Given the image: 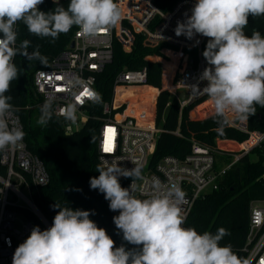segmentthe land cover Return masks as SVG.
Listing matches in <instances>:
<instances>
[{"label": "built area", "instance_id": "1", "mask_svg": "<svg viewBox=\"0 0 264 264\" xmlns=\"http://www.w3.org/2000/svg\"><path fill=\"white\" fill-rule=\"evenodd\" d=\"M115 2L122 13L121 21L93 37L81 35L77 27L67 50L53 60L50 68L34 73L33 89L44 102L52 100L54 114L65 122V133L73 135L91 119L96 103L85 92L89 89L97 92L98 76L112 64L116 43L124 53L130 54L136 36L142 35L145 46L159 50L145 60L162 65L161 77L166 86L159 90L150 85L146 69L118 74L113 97L104 103L98 118L97 151L101 167L106 162L119 160L123 168H141L140 178L133 182V195L137 198L157 194L153 189L157 180L165 191L171 185H178L185 193L181 204L184 227L200 198L217 191L223 177L243 158L254 150H264V130H251L249 118L243 119L228 111L224 116L228 126L246 135L245 140L216 139L214 147L192 140L191 153L184 159L167 156L153 165L151 160L163 133L157 124V99L162 92L175 97L181 109L194 106L198 121L216 114L212 100L192 88L193 85L203 88L207 83L200 76L210 67L203 56L208 38L196 35L190 40L175 33L177 24L191 15L196 0H180L166 13L152 0ZM75 78L83 88H70L67 82ZM73 102L77 105L76 119L71 121L65 119V112ZM253 121L259 127L264 126V108L255 112ZM9 126L20 127L24 137L16 147L0 151V264H12L15 249L34 227L42 231L51 227L33 201L34 192L50 184V174L42 161L28 150L21 117L14 110L9 115ZM175 134L180 136L179 131ZM218 159L231 162L220 165ZM122 179H128L124 188H129L132 178L121 176L119 180ZM258 181L264 184V174ZM244 252L250 264H264V199L250 204Z\"/></svg>", "mask_w": 264, "mask_h": 264}, {"label": "clouds", "instance_id": "2", "mask_svg": "<svg viewBox=\"0 0 264 264\" xmlns=\"http://www.w3.org/2000/svg\"><path fill=\"white\" fill-rule=\"evenodd\" d=\"M44 0H0V151L16 147L24 137L20 127L9 126L13 110L12 97L6 95L12 82L19 77L14 63L17 55L28 60L47 63L38 48L31 53L29 40L17 46L16 25L23 22L28 32L38 37H51L54 42L60 34L73 26L80 34L93 37L117 25L122 13L115 0H69L65 9L59 0L54 10H39ZM264 16V0H196L191 15L175 29L177 36L193 39L196 35L208 38L203 56L210 67L200 76L206 85L197 92L206 94L213 102L215 113L223 118L231 111L243 119L255 114L256 105L264 108V36L254 31L249 37L244 28L249 16ZM198 43V41H197ZM75 90L84 85L78 78L69 80ZM87 98L102 103L101 94L89 89ZM77 105L67 106L65 119H76ZM52 118V100L41 106L39 125H47ZM218 134H223L226 121H217ZM133 163V162H132ZM98 177L89 184L109 201V209L118 211L113 222L122 232L123 240L136 246L126 249L115 246L106 230L90 219L94 211L60 208L52 226L46 230L34 227L26 240L14 252L12 264H250L238 257L230 245L220 241L228 235L225 228L215 234L198 233L185 228L181 204L184 191L178 185L167 190L157 180L151 198L133 195V182L140 178L141 168L120 166L119 160L98 166ZM132 178L129 188L119 182L120 177Z\"/></svg>", "mask_w": 264, "mask_h": 264}, {"label": "trees", "instance_id": "3", "mask_svg": "<svg viewBox=\"0 0 264 264\" xmlns=\"http://www.w3.org/2000/svg\"><path fill=\"white\" fill-rule=\"evenodd\" d=\"M180 0H152L161 12H169ZM65 7L69 0H60ZM56 4L52 0H44L39 10L49 12L54 10ZM17 44L23 40L31 42L28 52L39 50L47 58V63L39 60H28L23 55H17L14 63L19 69V77L14 80L11 89L6 95L12 97L10 103L13 110L21 117L25 141L28 150L38 157L47 168L50 184L34 192V204L52 226L54 216L60 208L70 207L73 210L94 211L90 215L98 227L106 230L115 241V246H124L133 249L136 246L123 240V235L113 222V217L119 215L118 211L109 209V201L99 190L90 188V178L98 177L96 171L100 166L97 151V139L100 129L98 118L104 103L111 101L114 94V83L118 74L123 71L147 70L148 83L156 88L161 87V65L145 60L149 55H155L159 50L145 46L144 37L136 36L133 52L126 54L117 43L114 45V59L111 65L98 76L96 89L101 94L102 103L96 104L92 109L91 119L87 125L73 135L65 133V122L58 118L53 111L52 118L47 125L35 123L40 116L44 100L33 89V75L39 70L51 67L53 60L69 47L77 29H72L53 42L51 37H38L30 34L23 24L18 22ZM154 28V27H152ZM254 31L264 36V16H249L248 24L244 28L245 35L251 36ZM256 107V111L262 109ZM194 106L181 109L179 101L168 92H162L157 101V124L163 130L157 143L155 154L151 163L155 165L162 158L173 156L184 159L191 153L192 140L214 147L216 139L243 141L246 135L231 129L227 122L223 134H218L217 121L224 119L216 114L198 121L190 119V112ZM253 115L249 116L251 130H264L255 125ZM226 121V120H225ZM179 131V135L175 133ZM264 174V150H254L243 158L230 172L223 177L219 189L200 198L194 205L185 228H194L198 233L209 232L215 234L219 228L228 231L220 244L230 245L233 252L240 258H246L244 252L246 237L249 229L250 204L254 200L264 199V184L259 182ZM122 187L128 184V179L119 180Z\"/></svg>", "mask_w": 264, "mask_h": 264}, {"label": "rangeland", "instance_id": "4", "mask_svg": "<svg viewBox=\"0 0 264 264\" xmlns=\"http://www.w3.org/2000/svg\"><path fill=\"white\" fill-rule=\"evenodd\" d=\"M155 63V62H154ZM159 64V63H158ZM161 65V64H160ZM161 71H162V65H161ZM166 86V81H164V79H163V81H162V77H161V87L160 88H158L159 90H163V88ZM160 96V95H159ZM157 101H158V99H157ZM190 119H192V120H198V118H197V115H196V113L194 112V111H191L190 112ZM35 123H37V121L35 122ZM219 160V162H220V165L224 162V164H229L231 161H229V160H223V159H218Z\"/></svg>", "mask_w": 264, "mask_h": 264}, {"label": "water", "instance_id": "5", "mask_svg": "<svg viewBox=\"0 0 264 264\" xmlns=\"http://www.w3.org/2000/svg\"><path fill=\"white\" fill-rule=\"evenodd\" d=\"M71 47H73V44L71 45ZM180 97H181L182 100H184V98H185L184 95H183V93H180Z\"/></svg>", "mask_w": 264, "mask_h": 264}, {"label": "snow or ice", "instance_id": "6", "mask_svg": "<svg viewBox=\"0 0 264 264\" xmlns=\"http://www.w3.org/2000/svg\"><path fill=\"white\" fill-rule=\"evenodd\" d=\"M85 95H89V93L86 91V92H85Z\"/></svg>", "mask_w": 264, "mask_h": 264}]
</instances>
